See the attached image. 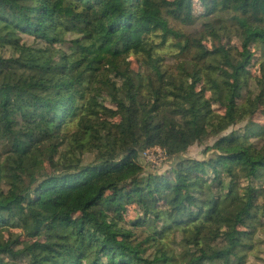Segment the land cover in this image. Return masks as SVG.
<instances>
[{"label": "trees", "instance_id": "16d2710c", "mask_svg": "<svg viewBox=\"0 0 264 264\" xmlns=\"http://www.w3.org/2000/svg\"><path fill=\"white\" fill-rule=\"evenodd\" d=\"M194 1L0 0V49L11 51L0 56V227L34 240L0 245V264L244 263L242 229L264 218V125L223 134L264 106V0H197L214 45L173 71L170 49L195 45L167 17L195 25ZM232 28L237 54L222 43ZM254 41L263 63L244 98ZM132 55L150 76L131 70ZM210 138L207 160L184 159ZM156 147L180 157L167 174L140 163ZM133 206L142 216L126 226Z\"/></svg>", "mask_w": 264, "mask_h": 264}, {"label": "rangeland", "instance_id": "374dc122", "mask_svg": "<svg viewBox=\"0 0 264 264\" xmlns=\"http://www.w3.org/2000/svg\"><path fill=\"white\" fill-rule=\"evenodd\" d=\"M168 2H173L174 0H166ZM193 14L194 18L198 19V21L195 23V25H183L180 22H176L175 20L171 19L169 16L167 17L170 26L173 27L175 30L185 34L189 35L193 39V43L195 47L192 45V52L190 54H186V51H183L177 47H172L171 54L169 53L166 55L165 64H167L173 71L178 70V67L183 63H191L195 62L192 60V57L194 56L195 50H211L214 41L208 34H206V28L203 25V21L201 18L206 14L205 8L202 6L201 3H199L197 0L193 2ZM233 29V28H232ZM24 41L27 42V44L31 45L33 44L32 39L28 37H23ZM25 42V43H26ZM177 42V39L174 43ZM222 43L225 45L231 52L234 54L239 53L242 50V44L243 41L238 37V33L236 30L229 31L228 33H224L222 37ZM184 44V42H183ZM252 52L255 54V58L253 59V62L251 66L249 67V71L251 74L252 83L251 85L245 89L244 91V98L248 95H253L255 92V85L253 83V80L255 77L260 76L261 71V65L263 63L262 59V53L259 48V43L257 41H254L250 46ZM63 49H66V47H63ZM184 53V54H183ZM11 51L8 49H0V56L4 57H10ZM127 62L130 64V68L132 71L136 72L141 77H148L150 76V71L147 66V60L143 56H129L127 58ZM207 97L212 100L213 109L217 112L222 113L221 107L219 106L217 102V97L213 94L209 93L207 94ZM95 104L97 106H105L108 109H113L112 104L108 99H105L104 95H98L97 100L95 101ZM245 115L243 118L239 119L238 122L234 127H232L230 130L225 131L223 135L231 134L232 132H241L243 131L249 122H255L259 123L261 125H264V106L260 107L255 113ZM99 117H103L101 113L98 114ZM36 130L39 129L40 123L35 122L31 124ZM214 142V139H208L204 144H196L193 147H191L187 153L185 154L184 159L188 158L191 160H207L212 154L211 153H205V150L207 146H211ZM258 145H260V142H256ZM66 149V146H65ZM167 153V152H166ZM163 150H161L158 154H155V159L153 161L144 160V156L140 159V163L145 167V171L148 174H167L169 170L177 163L179 162L180 157H175L170 159L168 157V154H166ZM82 158L85 160L84 162H90L93 160V157L91 155H84ZM72 161H76L75 158H71ZM46 168L50 169L49 165L46 163ZM256 188H259L261 190L264 189V182L263 183H257L255 185ZM264 204V193L261 192V197L259 201V205L262 206ZM115 216V215H114ZM141 212L136 206L130 207L128 211L124 214V223L126 226H130L132 222H136L139 218H141ZM116 217V216H115ZM112 220V219H111ZM218 231H225L223 227H218ZM247 232L245 243L246 247L245 249H242L240 252V256L244 258L243 264H264V218L261 219L256 227H252L249 229H242ZM137 236L142 235V229H139L136 231ZM143 238V237H141ZM43 241L48 240L47 238H42ZM172 235L169 236L166 243L170 248L175 250L177 252V247L172 243ZM34 240L29 239L25 236L23 231L21 229H17L13 226L8 227H0V245H6L7 243H12L14 250H20L24 249L26 247H29ZM152 251H150L151 253Z\"/></svg>", "mask_w": 264, "mask_h": 264}, {"label": "built area", "instance_id": "2783aa9c", "mask_svg": "<svg viewBox=\"0 0 264 264\" xmlns=\"http://www.w3.org/2000/svg\"><path fill=\"white\" fill-rule=\"evenodd\" d=\"M161 150H163V149H161V148H159V147H156V148H153V149H150V150H147V151H145L144 153H143V156H144V160H146V162H150V161H153L154 159H155V154L157 153H159ZM165 153H166V151L165 150H163ZM167 154V153H166Z\"/></svg>", "mask_w": 264, "mask_h": 264}]
</instances>
